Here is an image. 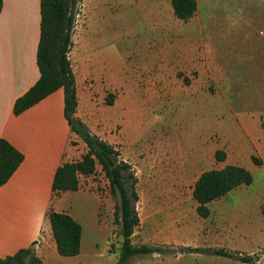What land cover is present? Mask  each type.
<instances>
[{"label": "rangeland", "instance_id": "obj_1", "mask_svg": "<svg viewBox=\"0 0 264 264\" xmlns=\"http://www.w3.org/2000/svg\"><path fill=\"white\" fill-rule=\"evenodd\" d=\"M159 1L81 0L68 54L82 116L137 179L139 224L132 243L163 251L128 264H241L208 254L214 249L258 264L257 254L232 249L255 250L261 238L262 227L251 223L249 229L248 222L264 195V0H218L215 10L203 7L200 16L217 21L208 24L213 52L201 47L196 56L184 41V23L163 8L162 22L157 18ZM69 147L75 150L72 162L87 150L76 136ZM217 151L225 154L223 162L215 160ZM227 165L246 168L253 182L211 203L210 216L201 219L193 184L201 173ZM79 183L62 205L82 227L81 256L56 254L50 264H115L121 241L117 200L100 166Z\"/></svg>", "mask_w": 264, "mask_h": 264}, {"label": "crops", "instance_id": "obj_2", "mask_svg": "<svg viewBox=\"0 0 264 264\" xmlns=\"http://www.w3.org/2000/svg\"><path fill=\"white\" fill-rule=\"evenodd\" d=\"M209 1L195 0L196 13L184 23L188 31L184 41L189 45L191 56L198 55L202 51L201 47L213 52L209 29L211 25L208 24L217 21L215 18L204 20L203 15L200 16V12L204 13L203 7L213 10L219 8L218 0H215L214 5ZM162 8L166 13L173 14L170 1L160 0L155 13L160 21ZM39 37L40 0H2L0 139L16 148L23 155V161L8 182L0 187V258L12 256L19 250L37 244L38 258L42 264H50L57 258V252L47 218L48 210L68 213L74 218L71 208L62 205V198L67 192L53 200L52 183L57 168L64 162H72L75 150L69 147V141L76 135L71 132L64 117L63 89L56 90L19 115L13 113L15 100L39 79L36 63ZM215 69L218 70L217 67ZM76 116L99 137V133L92 130L90 121L82 116L79 101ZM254 214L255 217H251L253 220L248 223L249 229L251 223L253 228L257 225L262 227L259 245L255 250L232 251L257 254V263L264 264V195L257 199V213ZM47 245L50 248L49 255ZM79 256L81 251L78 256L67 259H78Z\"/></svg>", "mask_w": 264, "mask_h": 264}, {"label": "trees", "instance_id": "obj_3", "mask_svg": "<svg viewBox=\"0 0 264 264\" xmlns=\"http://www.w3.org/2000/svg\"><path fill=\"white\" fill-rule=\"evenodd\" d=\"M81 0H40V37L36 63L39 79L13 105L14 115H19L58 89L64 92V117L71 132L86 146V152L79 161L62 163L57 168L52 196L59 197L64 192L80 189L79 178L89 177L100 166L109 182L110 192L117 200L114 222L121 238L115 264H128L133 258L150 254H162V249L146 245L135 246L132 236L139 224L135 204L138 201L137 179L130 164L121 159L116 148L93 134L76 116L78 106L76 79L68 54L73 47L72 33L75 10ZM174 17L187 23L196 13L195 0H169ZM2 0H0V12ZM113 95L106 96L108 106L113 105ZM215 160L223 162L225 154L217 151ZM23 161V155L8 141L0 139V187L5 185ZM252 162L259 165L254 158ZM251 173L242 166L227 165L221 169L200 174L192 188V198L196 203L195 212L201 219L210 216L209 205L240 186H250ZM55 248L58 256L76 257L81 251V225L68 213L47 212ZM34 246L19 250L12 256L0 258V264H42L35 255ZM195 249H183L181 253H197ZM208 254L228 258L241 264H252L253 258L230 253L223 249L208 250Z\"/></svg>", "mask_w": 264, "mask_h": 264}]
</instances>
